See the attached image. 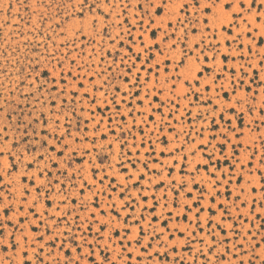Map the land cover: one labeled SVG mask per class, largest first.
<instances>
[{"label":"rangeland","instance_id":"1","mask_svg":"<svg viewBox=\"0 0 264 264\" xmlns=\"http://www.w3.org/2000/svg\"><path fill=\"white\" fill-rule=\"evenodd\" d=\"M0 264H264V0H0Z\"/></svg>","mask_w":264,"mask_h":264}]
</instances>
